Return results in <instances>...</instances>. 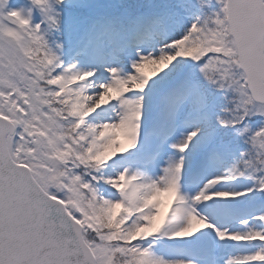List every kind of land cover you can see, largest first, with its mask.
I'll use <instances>...</instances> for the list:
<instances>
[{
    "label": "snow or ice",
    "instance_id": "obj_1",
    "mask_svg": "<svg viewBox=\"0 0 264 264\" xmlns=\"http://www.w3.org/2000/svg\"><path fill=\"white\" fill-rule=\"evenodd\" d=\"M0 264H264V0H0Z\"/></svg>",
    "mask_w": 264,
    "mask_h": 264
},
{
    "label": "rangeland",
    "instance_id": "obj_2",
    "mask_svg": "<svg viewBox=\"0 0 264 264\" xmlns=\"http://www.w3.org/2000/svg\"><path fill=\"white\" fill-rule=\"evenodd\" d=\"M146 71H150V69H146Z\"/></svg>",
    "mask_w": 264,
    "mask_h": 264
}]
</instances>
